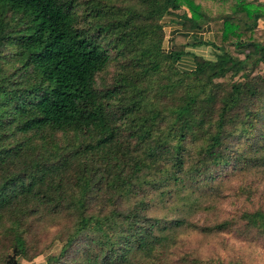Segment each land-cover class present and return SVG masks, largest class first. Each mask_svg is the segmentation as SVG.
Returning a JSON list of instances; mask_svg holds the SVG:
<instances>
[{"label": "trees", "instance_id": "1", "mask_svg": "<svg viewBox=\"0 0 264 264\" xmlns=\"http://www.w3.org/2000/svg\"><path fill=\"white\" fill-rule=\"evenodd\" d=\"M212 1L231 12L211 23L197 0H0V232L17 247L30 219L62 220L65 264H149L179 227H231L187 217L229 166L264 168V75L233 77L264 59V0ZM208 22L214 58L179 69V38ZM240 217L264 233V209Z\"/></svg>", "mask_w": 264, "mask_h": 264}, {"label": "rangeland", "instance_id": "2", "mask_svg": "<svg viewBox=\"0 0 264 264\" xmlns=\"http://www.w3.org/2000/svg\"><path fill=\"white\" fill-rule=\"evenodd\" d=\"M197 1L211 23L215 18L231 12L228 4H218L212 0ZM171 12L160 20L163 44L164 37L167 35V28L164 30L163 21L171 17L177 20L179 26L183 22L180 11ZM260 25L263 26L264 22H260ZM192 36H189L188 42L187 38L185 41L182 37L179 38L191 48L189 50L192 51L188 52L195 51L198 54L193 53L195 58L213 59L215 50L211 46L198 44L199 40ZM254 37L258 42L264 43V28L256 26ZM6 53H3L4 56H7ZM254 58L253 55L244 62V69L233 76L234 80L247 83L250 76L254 74L264 75V59L258 61L255 67H251ZM193 60L191 69L195 67V59ZM176 66L181 70L186 68L179 62ZM114 70L115 68L109 65L97 75V82L105 78L107 83ZM223 88L227 89L228 86L224 84ZM234 170L233 166H229L226 175L216 177L214 188L207 192L208 202L187 217L197 226H209L223 220H231V227L221 232H203L192 227H179L176 229L173 243L166 244L169 245L167 247H161L155 261L149 264H264V233L248 228L240 217L243 211L264 209V168ZM171 208L175 207L171 206ZM164 212L165 209L157 208L151 213L162 216ZM67 230L68 227L64 226L62 220L32 218L25 226L22 248L17 247L12 238L3 233L7 229L0 232V264H47V258L50 255L60 257V261L56 264H65L66 259L73 256L72 249L65 256L61 257L60 253Z\"/></svg>", "mask_w": 264, "mask_h": 264}, {"label": "crops", "instance_id": "3", "mask_svg": "<svg viewBox=\"0 0 264 264\" xmlns=\"http://www.w3.org/2000/svg\"><path fill=\"white\" fill-rule=\"evenodd\" d=\"M260 22H263V21L258 20L259 24L257 25V27H263L264 28V25L261 26ZM163 23H164V30H165V28H167V30H166L167 35H165V37H164L165 40H164L163 47L168 49L170 46H172L173 38L176 35L182 33L183 30H182L181 25L179 26V24L177 23V20L174 18L173 19H171V17L166 18V20H164ZM187 35H188L187 36V42H188V38H190L189 36H191V35H193L192 37H196L199 41L207 42V41L212 39V35H213L211 24L208 23L199 29L189 31V32H187ZM189 49H191V48H189L188 46L185 47L184 54L179 61V63L181 65L186 66V68H183L184 70H191V68L194 64L193 59H195V57H193V55H194L193 53H195V55H198V54H196L195 51L194 52H188V51H192Z\"/></svg>", "mask_w": 264, "mask_h": 264}]
</instances>
